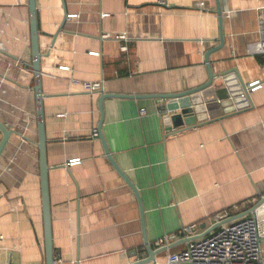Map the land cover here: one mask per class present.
I'll list each match as a JSON object with an SVG mask.
<instances>
[{
	"label": "crops",
	"instance_id": "obj_1",
	"mask_svg": "<svg viewBox=\"0 0 264 264\" xmlns=\"http://www.w3.org/2000/svg\"><path fill=\"white\" fill-rule=\"evenodd\" d=\"M36 5L55 264H130L149 258L146 241L161 252L144 264H168L159 238L191 223L200 238L217 213L264 196V56L249 52L264 0ZM217 5L225 43L210 54L211 71L236 69L263 86L249 108L166 130L157 96L208 80ZM123 33L126 42L104 37ZM0 44V122L12 131L0 155V264H46L29 0H0ZM100 80L98 93L81 85ZM76 157L83 162L68 166Z\"/></svg>",
	"mask_w": 264,
	"mask_h": 264
},
{
	"label": "water",
	"instance_id": "obj_2",
	"mask_svg": "<svg viewBox=\"0 0 264 264\" xmlns=\"http://www.w3.org/2000/svg\"><path fill=\"white\" fill-rule=\"evenodd\" d=\"M29 3L31 12L32 69L34 71V90L36 93L37 104V124L39 137L38 147L40 153L46 264H55L56 256L52 234L51 205L48 180L49 166L47 162V138L45 132V116L43 109L41 78L42 54L40 52L36 0H29ZM216 9L217 14L219 15L220 44L219 46L211 49L206 55V61L208 63L207 67L209 72L208 80L200 86L182 91L180 93L157 96V98L162 99L164 103L163 106L165 109V116L163 117V123L166 130H172L174 128L180 127V129H184L186 127L194 128L205 123L220 120L226 116L239 112L242 109L249 108L251 106V95L249 93H246L248 84H245L236 69L227 70L219 74H214L211 71L209 56L214 50H217L225 43L223 34L222 10L219 5H217ZM244 93H246V95L243 96ZM107 97H118V95L105 94L103 96V100ZM0 130L4 134V137L0 143L1 155L10 135L12 134V131L7 129V127L1 122ZM106 152L108 154L107 150ZM109 158L111 157L109 156ZM146 246L150 253L149 258L132 262L130 264H144L152 262L155 260L157 254L161 252L155 251L147 241ZM162 250L165 251L167 249L165 248Z\"/></svg>",
	"mask_w": 264,
	"mask_h": 264
},
{
	"label": "built area",
	"instance_id": "obj_3",
	"mask_svg": "<svg viewBox=\"0 0 264 264\" xmlns=\"http://www.w3.org/2000/svg\"><path fill=\"white\" fill-rule=\"evenodd\" d=\"M160 6H167L169 0H155ZM204 7L205 4L201 3ZM110 14L103 13L102 17H109ZM258 31L259 39L249 48V52L264 56V9L258 8ZM104 37H114L121 41H128L127 34L115 36L106 34ZM1 48V44H0ZM127 49L126 44L122 46ZM98 56L99 52H89ZM61 70H70L68 66H61ZM85 92L98 93L103 90V80L82 82ZM263 86L261 80H255L247 85L246 93L250 95ZM246 93L243 94L246 95ZM162 117L165 116L164 106L159 108ZM141 115L146 110L141 109ZM64 116V114H60ZM93 136L98 137L97 129L93 130ZM83 160L80 157L68 161V166L80 165ZM264 196L259 199L247 200L239 207L232 206V211L219 212L215 216L216 228L204 236L197 238V223L183 226L181 230L165 234L155 244L157 249H167V263H188V264H264ZM263 199V200H262ZM235 213H232V212ZM181 240L187 242L186 247L170 251L172 244Z\"/></svg>",
	"mask_w": 264,
	"mask_h": 264
},
{
	"label": "rangeland",
	"instance_id": "obj_4",
	"mask_svg": "<svg viewBox=\"0 0 264 264\" xmlns=\"http://www.w3.org/2000/svg\"><path fill=\"white\" fill-rule=\"evenodd\" d=\"M263 244H264V241H263Z\"/></svg>",
	"mask_w": 264,
	"mask_h": 264
}]
</instances>
